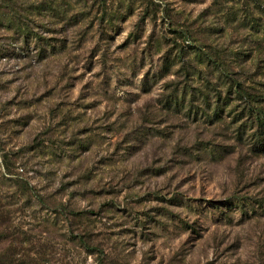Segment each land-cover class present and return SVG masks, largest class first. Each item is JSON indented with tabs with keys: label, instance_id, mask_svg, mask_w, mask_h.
<instances>
[{
	"label": "rangeland",
	"instance_id": "374dc122",
	"mask_svg": "<svg viewBox=\"0 0 264 264\" xmlns=\"http://www.w3.org/2000/svg\"><path fill=\"white\" fill-rule=\"evenodd\" d=\"M0 264H264V0H0Z\"/></svg>",
	"mask_w": 264,
	"mask_h": 264
},
{
	"label": "trees",
	"instance_id": "16d2710c",
	"mask_svg": "<svg viewBox=\"0 0 264 264\" xmlns=\"http://www.w3.org/2000/svg\"><path fill=\"white\" fill-rule=\"evenodd\" d=\"M90 213H94V212L90 211ZM85 244H86V243H85Z\"/></svg>",
	"mask_w": 264,
	"mask_h": 264
}]
</instances>
